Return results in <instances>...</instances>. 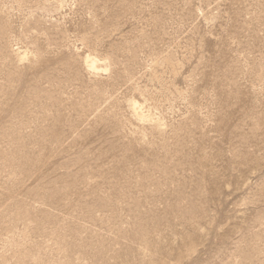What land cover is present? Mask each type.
Segmentation results:
<instances>
[{
  "label": "rangeland",
  "instance_id": "374dc122",
  "mask_svg": "<svg viewBox=\"0 0 264 264\" xmlns=\"http://www.w3.org/2000/svg\"><path fill=\"white\" fill-rule=\"evenodd\" d=\"M0 264H264V0H0Z\"/></svg>",
  "mask_w": 264,
  "mask_h": 264
},
{
  "label": "bare ground",
  "instance_id": "6f19581e",
  "mask_svg": "<svg viewBox=\"0 0 264 264\" xmlns=\"http://www.w3.org/2000/svg\"><path fill=\"white\" fill-rule=\"evenodd\" d=\"M92 59V58H91ZM89 61H90V59H89ZM86 62V61H85ZM96 64H95V62L93 61V59H92V61H91V66H90V68L91 69H93V70H96L97 68H96V66H95ZM98 70V69H97ZM133 109L134 110H136L137 109V107H136V105H133Z\"/></svg>",
  "mask_w": 264,
  "mask_h": 264
}]
</instances>
